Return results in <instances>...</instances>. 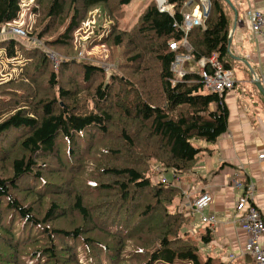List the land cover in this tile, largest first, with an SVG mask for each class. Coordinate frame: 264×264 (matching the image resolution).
Returning <instances> with one entry per match:
<instances>
[{
	"label": "trees",
	"instance_id": "obj_1",
	"mask_svg": "<svg viewBox=\"0 0 264 264\" xmlns=\"http://www.w3.org/2000/svg\"><path fill=\"white\" fill-rule=\"evenodd\" d=\"M22 1L0 0V29L19 19ZM132 1L34 0L30 37L65 57L58 70L38 48L0 42L33 90L0 88V264H222L201 254L210 232L192 233V217L176 205L180 190L153 181L191 172L203 152L196 142L214 144L228 131L225 94L210 92L200 72L172 82L171 64L185 51L170 44L184 37L185 4L198 0H168L171 14L152 0L122 29ZM210 3L204 26L187 36L189 55L194 63L216 56L233 70L236 8ZM99 7L112 24L96 14L87 48H108L111 73L72 59L76 32ZM83 91L93 104L86 113L71 103Z\"/></svg>",
	"mask_w": 264,
	"mask_h": 264
},
{
	"label": "crops",
	"instance_id": "obj_2",
	"mask_svg": "<svg viewBox=\"0 0 264 264\" xmlns=\"http://www.w3.org/2000/svg\"><path fill=\"white\" fill-rule=\"evenodd\" d=\"M230 2L236 8L230 32V53L236 65L231 70L235 87L224 95L228 131L214 144L196 142L203 152L191 172L177 176L171 171L163 172L155 181L164 177L180 190L176 205L185 214L202 195L212 197L202 214L205 218L214 217L215 224L205 223L200 214L192 217L190 227L197 236L207 229L210 232V243L200 245L203 256L222 264H255L248 251V234L233 223L238 194L232 182L238 177L255 185V204L264 216V158H260L264 155V105L257 101L262 94L257 85L264 73V40L253 33L246 17L250 11H264V0ZM193 64L188 71L198 73V63Z\"/></svg>",
	"mask_w": 264,
	"mask_h": 264
},
{
	"label": "built area",
	"instance_id": "obj_3",
	"mask_svg": "<svg viewBox=\"0 0 264 264\" xmlns=\"http://www.w3.org/2000/svg\"><path fill=\"white\" fill-rule=\"evenodd\" d=\"M155 3L157 9L161 13L171 14L173 12V7L169 5L168 0H155ZM210 6V0H198L197 2H187L185 4L186 12L184 14L183 23L180 26L184 37L180 43L172 42L170 44V49L172 51H178L180 48H183L185 51V54L176 56L171 64L173 84H176L183 78L186 73L184 69L185 64L193 62L189 55L191 48L187 42V36L193 28L204 26V20L209 14ZM246 17L253 33L261 35L264 40V11H250L246 14ZM29 38L30 42L35 45V47L44 48L39 39L30 37V34H28L25 28L16 26L15 22L6 24L0 29V39L3 40H27ZM45 53L47 59L51 61L54 70H58L61 62L65 59L50 50H46ZM79 57L84 59L85 52ZM102 65L108 73L113 72L115 69L114 66L106 62ZM198 65L202 80L210 92L222 95L234 89L235 80L233 72L229 69H225L217 60L216 56H212L209 59H202L198 62ZM261 85L264 89V73L262 75ZM260 158H264V155L260 156ZM160 181L168 182L164 177H162ZM232 186L238 194L233 223L248 234V251L254 263L264 264V244L262 243V239L264 238V216L255 204L256 187L252 182H243L238 177L233 180ZM211 203L212 197L209 194L202 195L191 204L189 215L194 217L201 214L205 223L210 225L215 224L216 221L214 217L205 218L202 214V211L208 208Z\"/></svg>",
	"mask_w": 264,
	"mask_h": 264
},
{
	"label": "rangeland",
	"instance_id": "obj_4",
	"mask_svg": "<svg viewBox=\"0 0 264 264\" xmlns=\"http://www.w3.org/2000/svg\"><path fill=\"white\" fill-rule=\"evenodd\" d=\"M151 1L152 0H133L131 4L128 6L123 16V19L121 20V28L129 29L130 27H132L137 21V18L141 13V11L144 10L145 7ZM36 6L37 5L36 3H34V0H23L21 6L22 11L19 15V19L15 21V25L25 28L28 34H31L33 32V28L37 20V15L32 13V9L35 8ZM96 14H98V17H100V22L103 24V26H105L107 29L110 28L112 22L107 17V15L102 13L101 7L97 8L96 11L93 12L94 16H92L88 21H86L83 24L82 28L79 31H77L75 34L74 44H75V49L77 51V55H75L72 59H78L85 62H94L103 66L102 65L104 63L103 61H106L108 57V53H109L108 48L101 45L95 46L92 49L87 48V40L92 35L93 30L97 25L96 23L97 20L94 18ZM1 41L4 40L0 39V42ZM17 41H19L25 47L38 48L42 50L44 53L46 52V50H49L46 48L42 40L40 41L43 44L44 48L35 47V45H33L30 42V38L27 40L22 39ZM83 52H85L84 59L79 57ZM17 62L19 61L13 63L7 60L3 55H0V88L1 90L12 91L22 95H28L32 93L33 91L32 88L26 81L17 79L18 78L17 68L11 65L12 63L16 64ZM193 63L192 62L186 63L185 70L188 71L190 67L194 66ZM71 103L77 104L79 106V112L81 113L89 112L93 108L90 94L87 91L79 92L77 96H75L72 99ZM176 175L177 174L174 173V176ZM153 181L156 182L155 177L153 178Z\"/></svg>",
	"mask_w": 264,
	"mask_h": 264
},
{
	"label": "water",
	"instance_id": "obj_5",
	"mask_svg": "<svg viewBox=\"0 0 264 264\" xmlns=\"http://www.w3.org/2000/svg\"><path fill=\"white\" fill-rule=\"evenodd\" d=\"M224 1L227 2L229 5H232L231 2H230V0H224ZM229 44L231 46V41L229 42ZM257 86H258V88L260 89L261 93L264 96V89L262 88V85L261 84H258Z\"/></svg>",
	"mask_w": 264,
	"mask_h": 264
}]
</instances>
